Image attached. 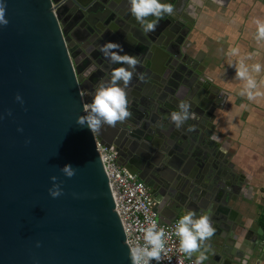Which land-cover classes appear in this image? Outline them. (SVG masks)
<instances>
[{"label": "water", "instance_id": "obj_1", "mask_svg": "<svg viewBox=\"0 0 264 264\" xmlns=\"http://www.w3.org/2000/svg\"><path fill=\"white\" fill-rule=\"evenodd\" d=\"M179 1L161 0L175 14L146 34L128 12V0H6L10 23L0 29V264H131L95 139L115 147L122 167L147 185L160 221L176 219L174 209L188 201L197 203V216L210 217L216 233L205 264L235 263V250L226 256L220 243L239 233L229 203L237 188L211 146L212 85L195 67L170 62L180 60L187 35L179 32L177 41L166 35L185 27L175 17ZM92 5L98 11L90 15ZM77 25L90 33L86 49L74 33ZM106 42L121 44V54L140 63L126 89L131 117L93 134L76 120L86 114L83 107L99 83L120 66L99 51ZM158 52L169 61L164 73L154 66ZM180 101L191 105V118L177 129L169 117ZM68 164L78 169L72 178L60 171ZM168 170L176 175L166 177ZM52 176L64 190L57 199L48 192ZM231 237L227 242L234 245Z\"/></svg>", "mask_w": 264, "mask_h": 264}, {"label": "crops", "instance_id": "obj_2", "mask_svg": "<svg viewBox=\"0 0 264 264\" xmlns=\"http://www.w3.org/2000/svg\"><path fill=\"white\" fill-rule=\"evenodd\" d=\"M177 8L190 26L180 51L212 85L211 146L237 188L229 203L239 233L220 240L223 253L235 250L234 264H264V41L256 39L264 0H180ZM165 56L156 54L157 73L165 72ZM168 171L166 177L176 175ZM197 208L188 201L174 213L180 219ZM230 237L234 245L227 242Z\"/></svg>", "mask_w": 264, "mask_h": 264}, {"label": "clouds", "instance_id": "obj_3", "mask_svg": "<svg viewBox=\"0 0 264 264\" xmlns=\"http://www.w3.org/2000/svg\"><path fill=\"white\" fill-rule=\"evenodd\" d=\"M128 12L147 34L156 30L162 18L173 16L175 9L172 4L163 3L161 0H128ZM9 23L6 0H0V29L7 27ZM256 24V39L264 41V22L258 20ZM99 51L110 64L120 66L112 69L107 81L99 83L91 102L83 107L86 114L79 116L76 120L77 125L87 127L93 134L99 133L105 126L115 128L118 123H124L131 117L126 89L132 83L140 63L135 55L121 54L124 49L119 43L106 42L99 46ZM237 76L243 78L245 73L237 71ZM139 78L143 80V75ZM251 86L252 82L249 81V87ZM249 98H252L251 94ZM15 100L21 105L24 104V99L19 93L15 96ZM190 108L189 103L180 101L178 110L170 113V122L177 129L182 128L191 118ZM8 115H12L11 110ZM0 119H3L2 115ZM193 130L191 127L188 128V131ZM18 131L23 132V128H19ZM30 143V139L25 141L26 145ZM77 170L70 164L60 168L61 173L67 178L74 177ZM51 180L53 184L48 192L53 199H57L64 194L62 182H57L56 176H52ZM215 233L216 229L208 215L197 216L195 211H189L175 224L174 234L179 240L178 252L189 258L194 256L193 264H205V261L209 260V255L213 254L209 241ZM142 239L143 245L129 248L131 264H151L152 261L160 264L163 257L167 255L164 229L158 228L154 221L148 220L147 226L143 228ZM36 246L40 247V242H37Z\"/></svg>", "mask_w": 264, "mask_h": 264}, {"label": "built area", "instance_id": "obj_4", "mask_svg": "<svg viewBox=\"0 0 264 264\" xmlns=\"http://www.w3.org/2000/svg\"><path fill=\"white\" fill-rule=\"evenodd\" d=\"M85 95L83 92L82 96ZM95 147L108 180L114 211L122 225L127 248L143 245V228L147 226L148 220H152L166 233L167 255L160 264H193V257L189 258L178 252L179 240L174 234V228L179 219L160 221L155 211L156 200L149 188L137 176L129 174L122 167L115 147H106L97 139ZM151 264H156V261Z\"/></svg>", "mask_w": 264, "mask_h": 264}, {"label": "flooded vegetation", "instance_id": "obj_5", "mask_svg": "<svg viewBox=\"0 0 264 264\" xmlns=\"http://www.w3.org/2000/svg\"><path fill=\"white\" fill-rule=\"evenodd\" d=\"M90 8V11H89V13L88 14H90V15H93V14H95V13H97V6H95V5H92V6H90L89 7ZM175 17H178V15H175ZM180 18V17H179ZM110 20V18L108 19V21ZM180 21L185 25V27L184 28H182V29H179V28H177V33L176 34H174V33H172V29H167L166 30V35H168V36H170V37H172V36H174V38H175V41H177L178 40V38H176V37H179V32H184V33H187L188 32V29H189V23L187 22V23H185L181 18H180ZM74 33L76 34V36H77V38L81 41V42H84L82 45H83V47H85V49H86V47H88L89 46V43H88V41L87 40H90L89 38L90 37H88V36H90L89 34V32H87L84 28H80V26H75V30H74ZM180 38H181V36H180ZM170 47H172V51H173V53L174 54H178L179 53V49H178V47L177 46H175V44L174 45H172V46H170ZM164 59H165V64L163 65V66H166L168 63H169V61H167V57L165 56L164 57ZM172 61V62H171ZM180 61L182 62V63H184V64H188L189 66H193V67H195L197 70L198 69H200V68H198L199 66L197 65V64H195V63H193V61H192V59H190L188 56H186L185 54H182V56H181V58H180V60L179 61H177V60H175V59H170V62L171 63H173V65H175V66H178L180 69H181V64H180ZM187 72V71H186ZM185 72V73H186ZM187 74V73H186ZM196 82H198L199 84H203L204 83V81L202 80V78L201 77H199L198 78V80L196 81ZM206 86V85H205ZM210 91V90H209ZM207 94L208 93H206V96H207ZM209 95V94H208Z\"/></svg>", "mask_w": 264, "mask_h": 264}, {"label": "trees", "instance_id": "obj_6", "mask_svg": "<svg viewBox=\"0 0 264 264\" xmlns=\"http://www.w3.org/2000/svg\"><path fill=\"white\" fill-rule=\"evenodd\" d=\"M262 219H264V216L262 217Z\"/></svg>", "mask_w": 264, "mask_h": 264}]
</instances>
